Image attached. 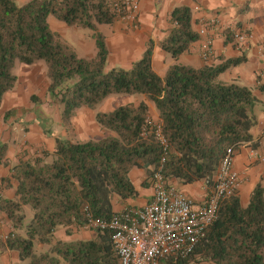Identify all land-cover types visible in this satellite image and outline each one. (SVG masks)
I'll list each match as a JSON object with an SVG mask.
<instances>
[{
    "label": "trees",
    "instance_id": "obj_1",
    "mask_svg": "<svg viewBox=\"0 0 264 264\" xmlns=\"http://www.w3.org/2000/svg\"><path fill=\"white\" fill-rule=\"evenodd\" d=\"M109 1L30 0L19 6L13 0H0V104L17 83V63L43 62L47 94L62 107L63 122L79 109L95 111L109 97L142 95L157 111L168 142L164 155L147 103L141 102L96 112L95 122L105 133L101 139L74 143L55 138L52 152L42 149L19 160L7 180L14 198L0 201L11 226L0 248L16 252L21 264H115L108 231L88 228L93 233L90 239L72 241L56 240L54 232L62 228L70 235V228L83 229L85 209L96 218L113 215L115 199L124 203L138 195L130 172L142 170L141 188L147 189L162 158L161 175L167 183H200L207 196L227 151L237 153L251 140L257 98L250 88L219 78L244 63V54L221 57L218 64L199 68L175 64L160 77L152 68L149 43L131 68H108L105 38L97 26L117 21L108 9ZM49 16L92 31L95 56L80 58L61 42L49 28ZM169 21L171 30L160 48L177 60L199 42V36L192 29L189 8H174ZM234 33L224 31L225 43L234 41ZM257 89L264 95V85ZM31 101L40 102L35 96ZM36 118L43 126L50 120ZM5 151L0 145V163ZM237 193L220 203L217 218L193 253L167 264H264V187L255 186L244 206ZM27 207L32 211L28 221Z\"/></svg>",
    "mask_w": 264,
    "mask_h": 264
},
{
    "label": "crops",
    "instance_id": "obj_2",
    "mask_svg": "<svg viewBox=\"0 0 264 264\" xmlns=\"http://www.w3.org/2000/svg\"><path fill=\"white\" fill-rule=\"evenodd\" d=\"M17 5H23L30 0H13ZM139 12L135 23L115 21L110 25H98L97 30L105 38L108 50V68L129 69L139 60L145 52L147 45L152 44V68L157 75L163 77L166 70L175 64L199 68L203 64H218L220 58L238 57L244 54L245 62L237 67L228 69L220 75V80L226 83L234 82L250 88L257 98L258 104L252 112L256 125L251 130V140L243 144L232 159V168L239 175L240 186L237 196L241 205H246L249 196L258 184L264 187V95L257 89L264 85V0H138ZM176 7H187L192 15V29L198 32L202 22L209 18H216L217 28L213 31V54L207 61L200 57V42L191 45L189 52L182 54L177 60L160 48V43L165 40L171 30L169 15ZM48 25L59 40L75 51L80 58L94 57L96 49L93 45V32L79 33L71 27L49 16ZM88 30V29H87ZM248 30L252 34L251 40L242 43L235 41L225 43L224 31ZM74 40V42H72ZM14 73L17 76L15 87L7 92L0 104V145H5V156L0 163V197L2 200H12L15 190L7 184L11 169L19 160L32 158L44 149L52 152L54 139L59 138L71 142L98 140L105 136L104 131L95 122L96 112H110L115 108L132 104L139 105L146 102L151 121L159 122V116L153 105L146 101L142 95L109 97L105 99L95 111L79 109L76 111L71 124L75 130L71 133L65 131V126L50 129L37 122V115L32 110L31 97L35 96L41 102L47 101L46 91L48 82L40 63L26 66L16 64ZM22 92H29V97L24 99ZM31 96V97H30ZM119 100L127 102L122 104ZM45 103L50 105L49 101ZM32 103V104H31ZM114 106H111L113 105ZM122 104V105H121ZM37 105V104H36ZM46 114L52 112L49 107H42ZM45 114V115H46ZM41 118V116L38 115ZM49 117V116H48ZM53 123L61 124L55 115L51 117ZM48 119V118H45ZM93 120L95 123H93ZM130 178L138 195L133 200L124 203L114 200L113 211L120 212L126 207H142L152 197V187L142 189L141 184L145 175L142 170H132ZM171 184L189 198L202 202L206 193L200 183L181 186L177 182ZM71 234L67 235L65 229L54 232V239L60 241L88 240L93 233L87 229L70 228ZM0 231L7 234L11 226L4 215L0 217ZM1 264H21L14 251L0 248ZM193 263V262H192ZM197 264H210L201 262Z\"/></svg>",
    "mask_w": 264,
    "mask_h": 264
},
{
    "label": "built area",
    "instance_id": "obj_3",
    "mask_svg": "<svg viewBox=\"0 0 264 264\" xmlns=\"http://www.w3.org/2000/svg\"><path fill=\"white\" fill-rule=\"evenodd\" d=\"M108 9L118 21L135 23L139 12L138 0H110ZM216 18L202 22L198 30L200 57L207 61L213 54V31ZM250 31L234 33V41L242 43L252 39ZM264 46V42H263ZM155 135L165 155L168 142L158 123ZM264 138V133L261 135ZM234 152L227 151L215 176L213 188L202 202H197L176 186L167 183L161 168L164 159L151 178L153 190L151 200L142 207H127L107 218L93 217L86 211L84 229L108 231L111 234L115 264H167L188 258L198 243L205 237L207 229L217 218L220 203L235 195L240 186L239 175L232 168ZM1 201V197H0ZM3 215L0 210V217ZM9 233L0 231V243Z\"/></svg>",
    "mask_w": 264,
    "mask_h": 264
},
{
    "label": "rangeland",
    "instance_id": "obj_4",
    "mask_svg": "<svg viewBox=\"0 0 264 264\" xmlns=\"http://www.w3.org/2000/svg\"><path fill=\"white\" fill-rule=\"evenodd\" d=\"M73 30H71V31H77V30H79V33H82V31H86L85 33H90V31L89 30H87V29H81V28H77V27H71ZM94 39V38H93ZM72 42H74V40L72 41ZM93 45H94V47H95V49H96V46H95V39H94V41H93ZM41 65H42V68H43V71H44V74H45V71H46V66H45V64L43 63V62H39ZM17 64H20V63H17ZM45 78H46V76H45ZM47 80V79H46ZM29 92H22V96L21 97H23L24 99H26V98H28L29 97ZM124 96H126V95H124ZM31 97V96H30ZM112 97H119V96H112ZM48 98V100L47 101H49V106L48 105H46L45 103H47L48 104V102L47 101H43V103L41 102V100H40V102L36 105H34V104H32V107H33V110H32V112H33V114L34 115H39V116H41L43 119H45V118H50V120H48L47 122H46V124L48 125V126H50L49 128L50 129H52V127L54 126V128L57 130V129H60L61 127H63V126H65V131L67 132V133H71V131L72 130H75L74 129V126L71 124V122H72V120H73V117L72 118H70L68 121H62L61 119H62V117H61V115H62V107L60 106V104H57V103H55L54 101H52L51 100V98H49V95L47 94V91H46V99ZM119 102L120 103H122V104H125V103H127V102H124L123 100H119ZM121 104V105H122ZM43 105H45V107L47 108V107H49L51 110H52V112L51 113H49V114H46L44 111H43V109H42V107H43ZM111 106H114V104L113 105H111ZM46 114V115H45ZM56 116L57 118H59L60 119V125L59 124H56V123H53V120H52V116ZM49 116V117H48ZM93 123H95L94 122V120H93ZM60 130H63V129H60ZM25 215H26V221H28L31 217H32V211L27 207V208H25Z\"/></svg>",
    "mask_w": 264,
    "mask_h": 264
}]
</instances>
